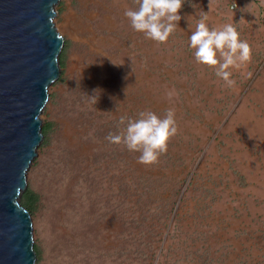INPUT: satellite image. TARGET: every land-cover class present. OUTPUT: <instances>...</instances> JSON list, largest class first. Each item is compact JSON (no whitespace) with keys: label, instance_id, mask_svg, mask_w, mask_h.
Here are the masks:
<instances>
[{"label":"rangeland","instance_id":"obj_1","mask_svg":"<svg viewBox=\"0 0 264 264\" xmlns=\"http://www.w3.org/2000/svg\"><path fill=\"white\" fill-rule=\"evenodd\" d=\"M126 7L135 0L54 8L59 76L18 201L35 195V264H264V0H185L162 44L132 30ZM200 10L252 47L231 87L194 62ZM168 109L178 133L153 166L105 139Z\"/></svg>","mask_w":264,"mask_h":264},{"label":"water","instance_id":"obj_2","mask_svg":"<svg viewBox=\"0 0 264 264\" xmlns=\"http://www.w3.org/2000/svg\"><path fill=\"white\" fill-rule=\"evenodd\" d=\"M60 0H0V264H35L29 213L17 201L41 143V115L59 76Z\"/></svg>","mask_w":264,"mask_h":264},{"label":"clouds","instance_id":"obj_3","mask_svg":"<svg viewBox=\"0 0 264 264\" xmlns=\"http://www.w3.org/2000/svg\"><path fill=\"white\" fill-rule=\"evenodd\" d=\"M185 0H135V8L126 7L124 16L133 31L157 44L166 43L178 29L180 11ZM195 29L189 40L197 66L214 71L229 87L235 84L230 77L232 70L249 63L252 47L240 38V32L232 23L219 27L209 26V13H197ZM243 21V19L241 20ZM121 117L120 123H125ZM178 133L175 112L168 109L161 118L151 110L141 111L136 119H127L126 127L105 138L111 145L123 147L131 153H139L137 163L150 167L168 151L170 140Z\"/></svg>","mask_w":264,"mask_h":264},{"label":"trees","instance_id":"obj_4","mask_svg":"<svg viewBox=\"0 0 264 264\" xmlns=\"http://www.w3.org/2000/svg\"><path fill=\"white\" fill-rule=\"evenodd\" d=\"M48 129V126H45L42 130L43 133H45ZM35 197V195H33L32 193H30L29 191L26 192V194L23 195V201H22V204H23V207H25L27 209V211L31 210L33 208V204H32V201H33V198Z\"/></svg>","mask_w":264,"mask_h":264},{"label":"bare ground","instance_id":"obj_5","mask_svg":"<svg viewBox=\"0 0 264 264\" xmlns=\"http://www.w3.org/2000/svg\"><path fill=\"white\" fill-rule=\"evenodd\" d=\"M54 18H55V17H54ZM54 18H53V19H54ZM24 191H25V189L19 191V193H18V198H17V201H16V202L19 201V198H20L21 194H22Z\"/></svg>","mask_w":264,"mask_h":264},{"label":"built area","instance_id":"obj_6","mask_svg":"<svg viewBox=\"0 0 264 264\" xmlns=\"http://www.w3.org/2000/svg\"><path fill=\"white\" fill-rule=\"evenodd\" d=\"M232 7H233V6H232ZM232 7H231V8H232Z\"/></svg>","mask_w":264,"mask_h":264}]
</instances>
